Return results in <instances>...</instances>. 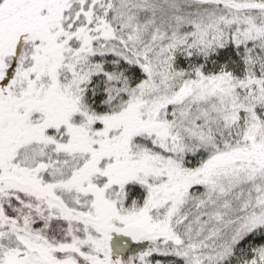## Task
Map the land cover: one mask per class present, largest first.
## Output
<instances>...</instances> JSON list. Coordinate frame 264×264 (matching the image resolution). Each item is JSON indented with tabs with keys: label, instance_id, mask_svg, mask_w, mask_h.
Segmentation results:
<instances>
[{
	"label": "snow or ice",
	"instance_id": "1",
	"mask_svg": "<svg viewBox=\"0 0 264 264\" xmlns=\"http://www.w3.org/2000/svg\"><path fill=\"white\" fill-rule=\"evenodd\" d=\"M0 264H264V0H0Z\"/></svg>",
	"mask_w": 264,
	"mask_h": 264
}]
</instances>
